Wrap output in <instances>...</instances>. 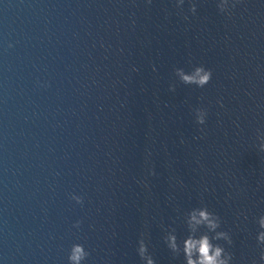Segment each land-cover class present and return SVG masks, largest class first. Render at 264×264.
I'll list each match as a JSON object with an SVG mask.
<instances>
[{"label": "water", "instance_id": "obj_1", "mask_svg": "<svg viewBox=\"0 0 264 264\" xmlns=\"http://www.w3.org/2000/svg\"><path fill=\"white\" fill-rule=\"evenodd\" d=\"M195 65L213 73L203 89L174 76ZM259 136L264 0L230 15L217 0H0V264H67L74 243L87 264H142L141 238L156 264H184L164 237L183 240L201 206L232 264H264Z\"/></svg>", "mask_w": 264, "mask_h": 264}, {"label": "clouds", "instance_id": "obj_2", "mask_svg": "<svg viewBox=\"0 0 264 264\" xmlns=\"http://www.w3.org/2000/svg\"><path fill=\"white\" fill-rule=\"evenodd\" d=\"M176 6L182 8L185 0H175ZM239 0H217V8L220 13L230 15V9ZM196 4L191 6V12L196 13ZM12 47L11 44L8 45ZM136 71V69H133ZM155 71V68L153 69ZM176 81L189 87L203 89L212 81L213 73L203 65H195L189 70L184 68L174 69ZM43 86V85H42ZM176 85L172 84L169 91L175 92ZM195 123L203 126L206 124L207 112L204 109H196L194 112ZM259 151L264 152V136H259ZM70 199L76 205L83 206L84 199L75 193L70 195ZM184 223L187 229V236L183 240H178L174 230L168 229L164 237L167 248L175 255H183L184 264H232L233 256L220 243L231 245L230 233L221 230V219L206 206L194 207L184 216ZM256 223L258 232L256 234L257 246L261 248L260 261L264 262V215H260ZM79 229L80 222L73 225ZM89 251L83 244L74 243L68 250L67 264H87ZM137 255L142 264H156L155 259L149 253L148 245L144 238L138 241Z\"/></svg>", "mask_w": 264, "mask_h": 264}]
</instances>
